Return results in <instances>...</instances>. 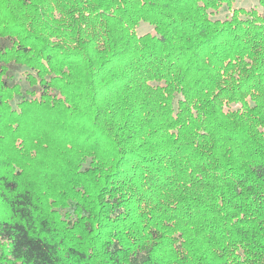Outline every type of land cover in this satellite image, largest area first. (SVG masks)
I'll list each match as a JSON object with an SVG mask.
<instances>
[{"label":"trees","instance_id":"1","mask_svg":"<svg viewBox=\"0 0 264 264\" xmlns=\"http://www.w3.org/2000/svg\"><path fill=\"white\" fill-rule=\"evenodd\" d=\"M259 2L0 0V264H264Z\"/></svg>","mask_w":264,"mask_h":264},{"label":"rangeland","instance_id":"2","mask_svg":"<svg viewBox=\"0 0 264 264\" xmlns=\"http://www.w3.org/2000/svg\"><path fill=\"white\" fill-rule=\"evenodd\" d=\"M243 7L245 9L256 8L259 11H262V6L260 5L259 0H233V8ZM232 14V9L229 8L227 3H223L220 9L215 12L212 17L213 18H227ZM137 33L142 35L146 32L153 31V25L146 21H141L140 24L136 28ZM10 73L12 74V79L14 81L19 82L22 85L23 90L31 89L32 87L26 80V72L27 68L23 66L12 65L10 68ZM18 96L13 100V105L16 107V103L18 101ZM236 106V105H235Z\"/></svg>","mask_w":264,"mask_h":264}]
</instances>
